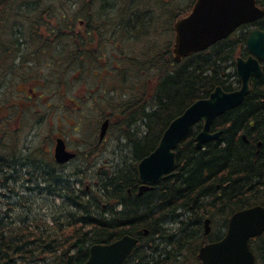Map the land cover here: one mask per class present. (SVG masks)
I'll return each instance as SVG.
<instances>
[{
    "label": "trees",
    "instance_id": "1",
    "mask_svg": "<svg viewBox=\"0 0 264 264\" xmlns=\"http://www.w3.org/2000/svg\"><path fill=\"white\" fill-rule=\"evenodd\" d=\"M169 1L153 3H162L166 8L168 26L165 31L171 33L170 23L178 19L179 14L183 16L189 12L194 0L186 4L188 9L168 7ZM256 2L264 7V0ZM100 3L106 9L99 7ZM119 3L137 9L133 14L138 18L134 20L133 29L142 24L144 19L140 18L144 17L151 18L150 33L157 29L152 10L145 13V0H89L87 3L66 0L76 18H81L80 11L86 8L95 9V23H101L104 32H116L117 28L120 32L125 31L127 26L121 23L128 22L129 15L118 12L123 19V22L119 20L118 27L112 16L115 8H121ZM108 19L115 21L111 30L105 26L110 21ZM257 26L264 31V20ZM243 31L241 29L228 40L179 63L174 61L170 39L165 42L166 46L150 45L149 63L154 83L150 88L143 79L139 83L151 90L150 95L144 89L145 96L128 94L127 100L118 104V115L122 116L126 128L122 129L119 123L120 142L125 141L128 151L125 161L102 180V194L98 200L95 196L90 200L78 198L77 201L72 197L64 198L66 223L59 225L53 233L46 229L36 230L32 224L13 228L5 225L7 217L0 215V264L29 263L37 256L40 259L45 254L55 255L68 249L75 237H81L85 244H103L124 234L139 239L124 264H197L198 248L207 241L220 238L231 214L245 207L264 205V72L260 78L253 79L251 91L242 104L226 112L214 125L222 129L219 140L195 150V134L190 131L176 149L175 176L141 196H136L135 192L134 160L139 161L155 148L169 122L194 101L208 97L216 86L230 91L231 83L237 82L235 73L227 72L226 68L235 53L234 42L243 45L246 40L247 33ZM122 39H118L120 44ZM107 109H112L111 104ZM242 135L246 136L247 142L242 140ZM204 218L212 222L219 219L220 230L204 236L201 232ZM144 230L147 236H144ZM258 245L264 251V245ZM254 251L257 252V247ZM79 256L86 257L87 250ZM59 257H64V253ZM257 264H264V261Z\"/></svg>",
    "mask_w": 264,
    "mask_h": 264
},
{
    "label": "flooded vegetation",
    "instance_id": "2",
    "mask_svg": "<svg viewBox=\"0 0 264 264\" xmlns=\"http://www.w3.org/2000/svg\"><path fill=\"white\" fill-rule=\"evenodd\" d=\"M83 1L87 3L89 0ZM118 5L121 8H115V13L112 16L116 19L115 26L118 27L119 20L123 22L122 16H119L118 12L121 11L122 14L129 15L127 16L128 22L121 23L127 26L123 31L126 32L127 29V35L120 32V28H117L116 32H109V30L104 32L102 24L95 23L97 22L95 9L86 8L80 11L83 15L81 18L72 16L69 7L66 5V0H0V86L4 88H12L13 86L15 92V96H11L12 100L8 97L9 95L5 96L7 95L5 91L0 95V105L2 106L0 132L6 134L5 130L10 132L11 129H14L16 133L23 134L25 127L30 124L37 127L39 125L47 126L45 132L39 138L36 137L37 141L40 140V144H34L31 141H28L29 144H27L28 142L25 140L26 143L20 147L15 145L16 142L13 139L9 141L8 145L1 143L0 186H12L11 192L2 195L3 198L7 199V196H12V198L21 201L26 196L21 195V191H25V194L30 192V196L33 197L36 190L38 193L44 190L39 188L40 184H47L45 188L47 195L53 193L51 187L55 186L56 183L54 182L57 181L43 178L41 175L46 171L50 174H58L61 183L65 184L72 181L79 186V189L83 186L82 193L88 197L81 196L80 198L86 197L85 199L90 200L95 196L92 185H98L104 178L112 174L113 169L104 168L103 162L93 158L97 157L95 154L102 149L103 143L108 139V130L104 138L100 137L102 122L108 119L110 125L111 118L115 113V105L118 102L116 96L118 87H130L129 84L125 85L129 82L133 86L135 84L141 85L139 83H142V79L149 85L150 80L146 73H149L151 69L149 63V41L152 35L150 33L151 18H140L144 19L142 24L133 29L134 20L138 19L133 16L137 9L130 5L125 7L124 3ZM103 6L106 9L104 4H99V7ZM144 10L145 13H150L149 9ZM106 13L109 14V11ZM23 15L25 17L22 18ZM111 20L105 23L106 28L110 30L115 22ZM262 20L264 17L253 23L240 25L228 38L224 39L228 40L241 29L247 33L243 45L234 42L235 53L233 58L228 61L226 71L234 72L238 83L236 82L237 85H235L236 83L233 81L235 84L231 83V90H224L225 92L230 93L240 89L241 79L237 74V60L246 61L249 57L247 38L253 30L264 32L257 26V23ZM122 35L128 39L124 40ZM117 38H123L122 44L118 42ZM141 44L143 45L141 46ZM254 58L261 67V75L250 77L249 92L253 79L260 78L264 72V57ZM71 71L76 72L72 81L69 75ZM80 82L85 83V89L81 96L78 92L76 97L80 99L78 103L77 99L71 100L70 89ZM220 88L223 90L221 86ZM83 103L88 104L89 112L91 108H94L97 120L93 123L89 133L81 136V140H72L69 129V127L71 128V124L69 125V121L71 123L70 104L80 108V105H84ZM106 103L111 104V112L104 110L103 104ZM226 112L215 118L211 126V133H222V129L215 128L214 125ZM201 126L202 123H197L190 130L195 134L194 136L200 131ZM58 140L63 142L65 153L72 156L68 161H58L55 156ZM242 140L247 142L245 135H242ZM71 141H76L74 146H72ZM134 161L137 182L135 192L136 196H141L147 191L138 194V189L142 185L137 172L139 161ZM72 164H76V166L72 167ZM70 169L72 171H69ZM93 177L95 178L94 184L90 186L88 183ZM127 192L130 193V190L128 189ZM207 219L209 220V232L204 236L211 235V219L204 218L202 228L205 232L204 221ZM224 231L219 239L207 241L198 248L197 264H202L198 257L199 250L208 244L219 241L224 236ZM124 235L138 239L129 234ZM144 236H147L146 230H144ZM74 240L68 248L69 253L74 255L72 264H83L87 260V256L80 257L79 255L86 250L88 251L92 244H85L81 237H75ZM76 240L79 242L73 246ZM138 244L139 240L135 246ZM258 244L264 245V232L249 240V249L254 255L255 264L258 261H264V254H259L260 252L264 253V251L260 249ZM78 246L82 248L80 253L77 251ZM255 247H257V252L254 251ZM65 261L66 256L57 264H65Z\"/></svg>",
    "mask_w": 264,
    "mask_h": 264
},
{
    "label": "water",
    "instance_id": "3",
    "mask_svg": "<svg viewBox=\"0 0 264 264\" xmlns=\"http://www.w3.org/2000/svg\"><path fill=\"white\" fill-rule=\"evenodd\" d=\"M262 17L264 10L256 6L255 0H195L190 13L174 24V60L179 62L193 53L204 51L226 38L238 26ZM247 47L251 55L264 57V32H251ZM237 74L241 79L239 90L227 93L217 87L207 98L193 102L170 122L155 150L137 164L138 178L144 184L139 188V194L174 175L175 149L194 124L200 121L203 123L194 137L195 150H201L205 143L219 139L221 132L211 133L213 121L243 102L249 93L250 77L260 76L261 67L252 56L246 61L238 59ZM107 124V121L103 123L101 137L105 134ZM60 142L56 146L55 156L58 161H67L72 156L64 152ZM208 223V219L204 221L205 235L209 232ZM263 232L264 206L239 210L229 218L224 236L219 241L202 247L198 257L202 264H255L248 241ZM78 242L79 240L73 246ZM136 243L137 239L124 235L109 244L92 245L88 259L83 264H123ZM80 251L81 248L78 252ZM67 254L68 252L65 253ZM72 258V255H68L66 264H72Z\"/></svg>",
    "mask_w": 264,
    "mask_h": 264
},
{
    "label": "rangeland",
    "instance_id": "4",
    "mask_svg": "<svg viewBox=\"0 0 264 264\" xmlns=\"http://www.w3.org/2000/svg\"><path fill=\"white\" fill-rule=\"evenodd\" d=\"M193 1V0H192ZM191 1V3H192ZM144 2V1H143ZM153 2H158V0H153ZM149 3L145 0V3L143 4V7L145 9H151L153 12V21L154 24L157 26V29H155L154 32H152V35L150 36V45H156L158 47H161L162 45L165 44L166 46V41L168 39H170L173 43V34L172 31L171 33L168 31H165V29L167 28V15L165 14V7L162 3H160V5H155V3ZM188 2L189 0H170L168 7L170 6L171 8H178V7H183V8H187L188 9ZM172 4V5H171ZM187 4V5H186ZM141 6V5H140ZM186 13V12H185ZM181 14H179L178 16L180 17ZM185 15V14H184ZM175 21V20H174ZM174 21H172V23H170L171 25H169V27L174 23ZM168 27V28H169ZM141 43V42H140ZM139 43V44H140ZM143 44H141L142 46ZM70 78L71 81L75 78L76 76V72L71 71L70 72ZM122 75V74H120ZM147 77L150 80L149 83V88L153 86L154 81L152 80V76H154L151 71L149 73H146ZM15 83V82H14ZM235 84V83H234ZM7 85V84H6ZM10 85V84H9ZM148 85V84H147ZM237 85V83L235 84ZM234 85V86H235ZM84 86L85 83L80 82V83H76L75 87H71L70 89V98L72 99H77V95L78 92L80 93V96L83 94L84 91ZM129 86L130 87H126L125 90H123L120 86L117 89V93L116 96L118 97V102L115 105V113L113 115L112 118H114V122H113V126L111 127L110 132L108 133V139L106 142L103 143V147L101 150H99L95 155H97V157H93L96 158L97 161L99 162H103V167L107 168L109 170H114L115 168H117V166H119L121 163H123L126 159L125 155L128 154V151L125 148V141L121 140V136H120V130L121 128L119 127V123L122 125V129H126L125 126V122L122 119V116L118 115V104L119 101H123L127 100V98L129 97L128 94H137L139 93L140 95H144L143 90L145 89L143 86V88L141 87V85H136L133 86L131 85V83L129 82ZM1 87V86H0ZM149 88H146L145 92L148 93L150 95L151 90H149ZM12 90L11 92H8ZM3 91H5L7 95L10 97V99L12 100V97L15 96V92L13 91V86L11 87H1L0 89V95L3 93ZM147 95V94H146ZM12 96V97H11ZM145 96V95H144ZM78 103L80 99H77ZM136 102H140V100H136ZM84 104V103H83ZM110 104H106L103 106L104 109H106L108 112H111V110L107 109V106ZM88 104H84V105H80V108H77V106L75 105H71L70 104V115H71V123L69 121V125L71 124V128L70 132H71V137L70 139H79L81 140V136H83L85 133H89V130L92 129V125L95 122V120H97V116L96 113L94 111V108H91V111L89 112L87 109ZM31 119V123H32V118ZM1 125V122H0ZM32 124H30L29 126L25 127L26 129L24 130L23 134H21L20 132L16 133V130L11 129L10 132L6 131V134L3 132H0V143H3L5 145L9 144V141L11 139H13L17 146H23V144H25V140L31 141L34 144H40V140H36L37 136L39 138V136L45 132V130L47 129V126L45 125H39V127L37 126H31ZM96 125V124H95ZM16 127V126H15ZM14 128V126H13ZM133 129V128H132ZM76 141H71L72 146H74ZM29 144V142L27 143ZM2 145H0L1 147ZM4 146V145H3ZM78 149H80V147H78ZM135 163V162H134ZM72 167H75L76 164H72ZM71 168V167H70ZM69 171H72V169H70ZM94 177L89 181L88 185L91 186V184H94ZM47 184H40L39 188H43L44 190L41 193H38V191H35V194L32 196H25L24 199H22L21 201H19L18 199H14L12 198V196H7L8 198L5 199L2 197V194L0 192V215L7 217L4 221L5 225H9L12 226L13 228H18V227H23L24 225H31L33 226V228L35 227L36 230H40V229H46L48 232H52L55 231V229H57V227L61 224H65V213H66V209H67V205L64 202V199L59 198V197H55L53 198H49L48 195L46 194V188ZM72 186H75V188H79V186H77L76 184H73ZM93 187V191L95 190V186L92 185ZM38 188V187H36ZM81 189H83V186H81ZM21 195H25V191H21L20 192ZM86 198V197H85ZM84 198V199H85ZM53 199V200H52ZM26 200V201H25ZM8 213V214H7ZM44 223L45 224V228L42 226ZM220 223L221 221H219V219H215L213 220V222L211 223V233L214 235L216 234V232H218V230H220ZM40 226L39 228L37 226ZM32 228V227H31ZM203 233V230L201 231ZM53 233V232H52ZM68 233V231H67ZM75 239V238H74ZM72 239L70 241V244H72L75 240ZM65 251V250H64ZM63 252H56L55 255H50V254H45L42 255V257L40 259H38L39 256L35 257L33 259V262H29L28 264H57L60 261H62V258H60L59 256H61ZM25 262H20V261H16L15 264H23ZM189 264H192L191 262Z\"/></svg>",
    "mask_w": 264,
    "mask_h": 264
},
{
    "label": "bare ground",
    "instance_id": "5",
    "mask_svg": "<svg viewBox=\"0 0 264 264\" xmlns=\"http://www.w3.org/2000/svg\"><path fill=\"white\" fill-rule=\"evenodd\" d=\"M43 178H47V179H54L57 182L55 186H53L51 188V190L53 191V193L48 194V196L50 198H54V197H59V198H68V197H72V199L74 200H78V198H80L81 196H86L84 195L83 189H79V188H75V186H72L74 183H72V181H70L69 183H61L60 180L58 179L60 176L58 174H50L49 172L47 173L46 171L43 172V174L41 175ZM11 188L12 186L9 185L7 187L5 186H0V192L2 195H6L8 193L11 192ZM96 191L94 190L93 192L95 193V199L98 200L100 193L102 194V183H99L98 185L95 186ZM26 196H30L31 193L27 192L25 194ZM20 201V199H18ZM26 201V200H25ZM139 240V239H137Z\"/></svg>",
    "mask_w": 264,
    "mask_h": 264
}]
</instances>
